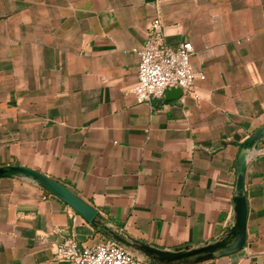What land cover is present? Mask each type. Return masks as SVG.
<instances>
[{
    "label": "crops",
    "instance_id": "0c3cea01",
    "mask_svg": "<svg viewBox=\"0 0 264 264\" xmlns=\"http://www.w3.org/2000/svg\"><path fill=\"white\" fill-rule=\"evenodd\" d=\"M156 18L167 46L192 45L198 98L131 94L133 50ZM263 127L264 0H0V167L39 172L98 212L88 223L38 185L0 179V264H66L54 253L68 238L166 264L140 244L223 239L241 144ZM243 194V248L185 264H264V141L248 153Z\"/></svg>",
    "mask_w": 264,
    "mask_h": 264
},
{
    "label": "built area",
    "instance_id": "2783aa9c",
    "mask_svg": "<svg viewBox=\"0 0 264 264\" xmlns=\"http://www.w3.org/2000/svg\"><path fill=\"white\" fill-rule=\"evenodd\" d=\"M138 57L137 82L131 89L136 103L160 99L170 88L191 93L195 98V81H203V73L190 66L193 47L189 42L175 48L164 42L162 24L154 19L148 27L144 44L133 50ZM55 258L66 264H143L140 256L124 249L116 242H105L94 247L80 248L70 238L55 249Z\"/></svg>",
    "mask_w": 264,
    "mask_h": 264
},
{
    "label": "water",
    "instance_id": "95a60500",
    "mask_svg": "<svg viewBox=\"0 0 264 264\" xmlns=\"http://www.w3.org/2000/svg\"><path fill=\"white\" fill-rule=\"evenodd\" d=\"M264 141V127L247 138L240 147L237 168H236V196L233 199L235 222L228 230L226 236L213 243L198 248H184L173 252H164L140 244V250L148 255L153 256L161 263H189L210 260L230 256L239 252L245 244L246 228V199L243 194L244 176L248 153L257 150L260 143ZM22 179L32 182L41 187L48 194L58 198L63 203L73 209L86 222L91 223L98 215L93 208L83 202L79 197L73 194L65 186L46 177L45 175L31 169L19 166L0 167V179ZM118 241L122 242L120 239Z\"/></svg>",
    "mask_w": 264,
    "mask_h": 264
}]
</instances>
